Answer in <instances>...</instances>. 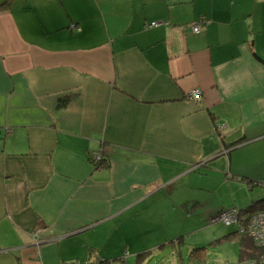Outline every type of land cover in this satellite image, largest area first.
Returning <instances> with one entry per match:
<instances>
[{"label":"crops","instance_id":"crops-1","mask_svg":"<svg viewBox=\"0 0 264 264\" xmlns=\"http://www.w3.org/2000/svg\"><path fill=\"white\" fill-rule=\"evenodd\" d=\"M258 186L264 0H0V264H148L170 199L216 193L210 220Z\"/></svg>","mask_w":264,"mask_h":264},{"label":"rangeland","instance_id":"rangeland-1","mask_svg":"<svg viewBox=\"0 0 264 264\" xmlns=\"http://www.w3.org/2000/svg\"><path fill=\"white\" fill-rule=\"evenodd\" d=\"M258 187L259 190L264 189L263 186ZM191 194L195 196L192 195L186 198L179 196L176 199H170V201L176 202L178 215H180H177L178 223L173 222V224L176 227L183 224V228H185V232L177 240L180 241L182 239V241L180 243H168L161 248H153V251L145 253V257H153L148 264H155L161 257H164L162 261H166L167 264L172 261L171 257H177L178 264H182L181 259L184 260V264H238L237 260H234L239 249L237 237H224L228 230L234 227V224L226 225L222 221L211 222L205 210V208H210L212 205L216 193L206 195L198 189H194L193 193H191L188 189V196ZM205 198L209 201L208 205L205 203ZM161 202L167 206L168 217H173L174 213L169 201L164 199ZM183 203L186 204V208H184ZM180 211L181 214L179 213ZM187 214H191V217L187 216ZM161 216L162 219L166 218L163 215ZM105 225L103 224V227ZM90 231L84 233H90ZM79 235L82 236L84 234L81 233ZM94 238H97L95 241L100 242L105 237L101 238L98 233ZM192 251L193 254L191 255ZM135 257H137V254ZM189 257H194L192 262Z\"/></svg>","mask_w":264,"mask_h":264},{"label":"built area","instance_id":"built-area-1","mask_svg":"<svg viewBox=\"0 0 264 264\" xmlns=\"http://www.w3.org/2000/svg\"><path fill=\"white\" fill-rule=\"evenodd\" d=\"M157 22H151L148 26H155ZM205 24V19L199 18L192 21L189 26L193 32H200ZM201 97V92L199 90H194L187 95L188 99L192 101H197ZM100 157L98 151H93L90 154L91 160L96 161ZM211 222L222 221L226 225L238 224L239 228V210L236 208H227L221 210L218 214L212 216ZM248 233L253 239L257 246L264 248V207L253 212L248 220ZM39 243V239H35Z\"/></svg>","mask_w":264,"mask_h":264},{"label":"trees","instance_id":"trees-1","mask_svg":"<svg viewBox=\"0 0 264 264\" xmlns=\"http://www.w3.org/2000/svg\"><path fill=\"white\" fill-rule=\"evenodd\" d=\"M66 101H67L66 98H63V99L61 98L59 102L60 104H64ZM98 152L100 154V157L96 161L92 160V163L94 164L95 168L99 169L101 167L108 166L107 159L104 158L101 151H98ZM262 207H264V198L252 203L248 207L242 209V211L239 210V228L235 229L232 232L227 233L224 236V237H229L231 235L238 236L239 250L237 254V260L239 263H243L247 261H260L264 258V248L257 246L254 243L247 229L248 220H249L250 215ZM194 249H197V248H194ZM142 254L143 253H141L138 257H142ZM192 254H193V251L191 252V255ZM189 258L192 262L194 257H189ZM101 264H103V261L101 262Z\"/></svg>","mask_w":264,"mask_h":264},{"label":"water","instance_id":"water-1","mask_svg":"<svg viewBox=\"0 0 264 264\" xmlns=\"http://www.w3.org/2000/svg\"><path fill=\"white\" fill-rule=\"evenodd\" d=\"M228 153V150H224L223 154H227Z\"/></svg>","mask_w":264,"mask_h":264}]
</instances>
